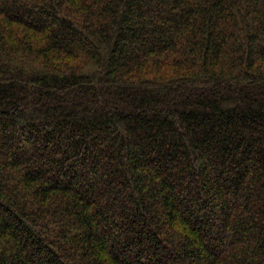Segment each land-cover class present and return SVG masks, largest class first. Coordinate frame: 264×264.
<instances>
[{
  "label": "trees",
  "instance_id": "1",
  "mask_svg": "<svg viewBox=\"0 0 264 264\" xmlns=\"http://www.w3.org/2000/svg\"><path fill=\"white\" fill-rule=\"evenodd\" d=\"M0 264H264V0H0Z\"/></svg>",
  "mask_w": 264,
  "mask_h": 264
}]
</instances>
